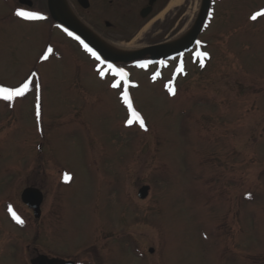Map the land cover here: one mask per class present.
Wrapping results in <instances>:
<instances>
[{
    "label": "rangeland",
    "instance_id": "374dc122",
    "mask_svg": "<svg viewBox=\"0 0 264 264\" xmlns=\"http://www.w3.org/2000/svg\"><path fill=\"white\" fill-rule=\"evenodd\" d=\"M30 1L0 0V88L30 82L0 92V264H264V0H211L191 51L158 77L141 59H98ZM90 1L64 0L136 51L187 36L202 0H164L148 17L146 0L134 13ZM27 187L42 193L38 217Z\"/></svg>",
    "mask_w": 264,
    "mask_h": 264
},
{
    "label": "water",
    "instance_id": "95a60500",
    "mask_svg": "<svg viewBox=\"0 0 264 264\" xmlns=\"http://www.w3.org/2000/svg\"><path fill=\"white\" fill-rule=\"evenodd\" d=\"M156 0H148L147 7L143 8L140 12L141 17L147 16V14L150 11V6L155 2ZM211 0H202L200 9L197 15V18L194 22V26L192 30L189 32V34L183 39L182 42H180L179 46L177 48L173 47L169 50H162L166 48L167 45L164 43H160L153 46L144 47L141 49H138L136 51L131 52L127 55H114L106 51L102 46H100L92 37H90L86 32H84L80 27L76 26L75 24L65 21L63 19L58 18L54 12H53V3L52 0H46L47 2V10L50 18L54 20L55 22L63 25L66 29L71 31L80 41H82L86 46H88L90 49L95 51L101 58L111 61V62H120V63H127L133 59L138 58L139 56L150 53V57L152 60H155L157 58H165L170 55H176L179 54L182 51H186L189 48L192 47L194 42L196 41L197 35L201 31L202 25L204 24L209 5ZM19 4H23L26 6H31L30 0H17ZM79 6L82 8H87L88 3L87 0H77ZM147 186H142L139 188L137 192V196L139 198L145 197L147 193ZM20 200L23 204H25L28 208L32 209L34 217L39 216L40 212V204L42 202V193L34 187H27L24 188L20 195ZM151 251V250H149ZM30 264H74L73 261L70 260H62L58 258H49L45 255H37L34 258L30 260Z\"/></svg>",
    "mask_w": 264,
    "mask_h": 264
},
{
    "label": "bare ground",
    "instance_id": "6f19581e",
    "mask_svg": "<svg viewBox=\"0 0 264 264\" xmlns=\"http://www.w3.org/2000/svg\"><path fill=\"white\" fill-rule=\"evenodd\" d=\"M178 2V0H170V5H175ZM53 3V12L54 14L65 21L71 22L75 24L76 26L80 27L84 32H86L90 37L94 39L100 46H102L106 51H108L111 54L114 55H127L134 51L133 48H130L128 46L123 45H117L113 44L102 37L98 36L94 32H92L89 28H87L81 21H79L70 11V9L65 4L64 0H52ZM189 26H187L183 30V34H180V37L177 36L176 38L168 41L165 43L166 48L162 50H169L170 48L176 47L178 44H180L183 39L186 37V33L189 31ZM182 35V36H181Z\"/></svg>",
    "mask_w": 264,
    "mask_h": 264
},
{
    "label": "flooded vegetation",
    "instance_id": "af4514ba",
    "mask_svg": "<svg viewBox=\"0 0 264 264\" xmlns=\"http://www.w3.org/2000/svg\"><path fill=\"white\" fill-rule=\"evenodd\" d=\"M136 1H138V0H106V3L107 4H109V5H111L113 2H115L116 3V8L117 9H120V10H124V11H130V12H132V13H134V11H135V8H134V6H133V4L136 2ZM162 1H164V0H156L151 6H150V11H149V13L147 14V16H145V17H148L153 11H154V9L156 8V6L158 5V4H160ZM76 2H77V0H76ZM147 2H148V0H146V3H145V5L144 6H142L139 10H138V14L140 15V12H141V10L143 9V8H145V7H147ZM87 3H88V7L90 6V4H91V1L90 0H87ZM77 4H78V2H77ZM79 5V4H78ZM141 17V16H140ZM58 24V23H57ZM56 25V24H55ZM59 25H61V24H59ZM127 25V26H126ZM126 25H124L127 29H128V27H129V24H126ZM62 26V25H61ZM104 26L106 27V28H109L110 27V23L108 22V21H105L104 22ZM74 38V37H73ZM153 45H157V44H153ZM153 45H150V46H153ZM183 55V53H181L180 55H178L177 57H179V56H182ZM177 57H169V58H167V57H165V58H157L156 60H154V61H151L150 59H151V57H150V53H145V54H143V55H141V56H139L138 58H136V59H134V60H132V61H129V62H127V63H119V64H121L120 66L122 67V68H126L125 66H129L128 65V63L130 64H132V63H134V66L135 65H137L136 64V61L138 60V59H141L142 61H141V64H140V66H143V65H147V66H149V67H151V68H155L156 70H157V72L159 73V72H161V68H160V65H161V63H163V62H171L172 60H175ZM43 197V196H42ZM37 255H39V254H37ZM36 255V256H37Z\"/></svg>",
    "mask_w": 264,
    "mask_h": 264
},
{
    "label": "snow or ice",
    "instance_id": "6c2138e0",
    "mask_svg": "<svg viewBox=\"0 0 264 264\" xmlns=\"http://www.w3.org/2000/svg\"><path fill=\"white\" fill-rule=\"evenodd\" d=\"M18 16H21L23 18H27V19H36V18H40L38 13L35 12H28V11H23V10H17L16 13ZM261 13H256L253 15L252 19H255L257 15H260ZM85 47H87L85 45ZM89 51H91V49H88ZM49 51H51V49H49ZM94 56L96 55V53H92ZM99 59V57H97ZM109 68H112V65L108 66ZM115 72L117 75L120 76H126V73H124L123 69H115ZM101 75H103V73H101ZM29 81H25L20 87L18 88H14V89H8V88H0V92L5 93L4 95V99L9 100L11 99L13 96H21L24 94V92L29 88ZM116 86V85H113ZM124 99L125 102L128 103V97H127V93H124ZM129 107H131V105L129 104ZM137 118L139 119L138 114ZM128 123H131V121H128ZM140 126L144 127L143 121L140 120ZM11 211V209H10ZM12 216L13 218L18 222V223H23V221L15 214V212H12Z\"/></svg>",
    "mask_w": 264,
    "mask_h": 264
}]
</instances>
